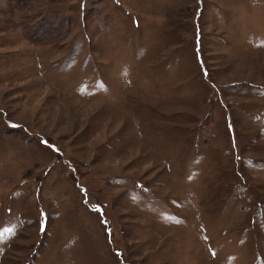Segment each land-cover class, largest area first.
Returning <instances> with one entry per match:
<instances>
[{
  "label": "rangeland",
  "instance_id": "obj_1",
  "mask_svg": "<svg viewBox=\"0 0 264 264\" xmlns=\"http://www.w3.org/2000/svg\"><path fill=\"white\" fill-rule=\"evenodd\" d=\"M0 264H264V0H0Z\"/></svg>",
  "mask_w": 264,
  "mask_h": 264
},
{
  "label": "snow or ice",
  "instance_id": "obj_2",
  "mask_svg": "<svg viewBox=\"0 0 264 264\" xmlns=\"http://www.w3.org/2000/svg\"><path fill=\"white\" fill-rule=\"evenodd\" d=\"M12 127H16V125H12Z\"/></svg>",
  "mask_w": 264,
  "mask_h": 264
}]
</instances>
